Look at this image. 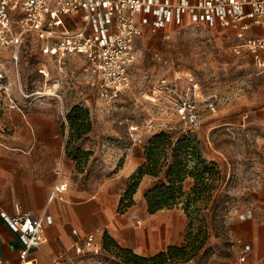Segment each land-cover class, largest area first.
<instances>
[{
  "label": "rangeland",
  "instance_id": "374dc122",
  "mask_svg": "<svg viewBox=\"0 0 264 264\" xmlns=\"http://www.w3.org/2000/svg\"><path fill=\"white\" fill-rule=\"evenodd\" d=\"M235 32V25L224 30L185 21L144 34L128 87L116 95L90 85L79 55L49 61L45 76L32 51L22 53L18 73L10 51L0 49V70L9 77L8 88L0 87V148L29 155L46 178L59 160L69 191L91 197L99 191L123 194L155 133L169 134L167 152L190 134L213 164L198 184L201 193L191 191L195 177L185 176L177 203L161 208L183 214L182 241L170 245L185 246V254L166 262L237 264L232 239L242 235L239 223L264 228V72L251 54L233 51ZM53 86L58 95L46 94ZM183 102L193 105V120L178 113ZM37 115L42 118L33 120ZM50 134L58 141H50ZM166 151L158 153L159 163ZM9 156L4 168L20 165ZM193 164L189 156L187 169ZM156 179L140 178L142 196ZM140 201L134 199L137 212ZM248 207L253 215L242 219Z\"/></svg>",
  "mask_w": 264,
  "mask_h": 264
},
{
  "label": "built area",
  "instance_id": "2783aa9c",
  "mask_svg": "<svg viewBox=\"0 0 264 264\" xmlns=\"http://www.w3.org/2000/svg\"><path fill=\"white\" fill-rule=\"evenodd\" d=\"M186 20L209 27L235 25L239 41L232 45L233 51L251 54L257 71L264 72V0H0V49L10 51L18 73L22 53L32 51L38 72L45 76L50 73L49 61L79 55L87 63L90 85L116 95L128 87L130 68L145 30L156 32L169 22L182 24ZM258 27L262 33L256 32ZM6 78L8 72L2 68L0 87L8 88ZM49 89L53 90L47 93L58 95L56 86ZM192 109L193 105L183 102L178 113L193 120ZM66 186L64 181L58 182L49 196ZM252 215L248 207L240 217ZM0 218L17 234L22 259L45 240L44 218L52 221L50 215L43 217L31 210L10 214L1 208ZM76 233L72 228L71 234ZM232 245L237 264H264V249L259 258H253L248 240L235 236ZM100 256L110 259L109 264H125L115 252L104 249L91 231L68 264H97Z\"/></svg>",
  "mask_w": 264,
  "mask_h": 264
},
{
  "label": "crops",
  "instance_id": "0c3cea01",
  "mask_svg": "<svg viewBox=\"0 0 264 264\" xmlns=\"http://www.w3.org/2000/svg\"><path fill=\"white\" fill-rule=\"evenodd\" d=\"M173 24L175 23L169 22L167 27ZM216 27L224 30L230 28L220 25L211 28ZM147 33L150 32L145 30L144 34ZM142 38L143 36L139 39V44ZM40 118L42 117L37 115L33 120L39 121ZM36 123L33 121L34 125ZM45 136L44 134L38 138L44 141ZM48 137L50 141H58L57 134H50ZM9 155L17 158L20 165L4 168L2 165L4 160L9 161ZM30 159L29 155L0 148V208L10 214L31 210L43 217L50 215L52 221L44 218L42 226L45 240L40 246L30 248L22 259V244L17 234L0 218V264H68L69 257L91 231L95 232L101 242L105 231L116 246L143 256L154 255L165 250L168 245L182 241L183 214L164 209L148 212L142 196L143 185L139 184L134 192V199L141 200L139 212L135 203L120 212L117 209L120 192L99 191L91 197H81L69 191L68 179L59 160H56L54 167L49 168V177L46 178L47 175L40 173L37 163L30 164ZM60 181L66 182L67 186L54 191V195L50 197L52 189ZM238 226L241 237L253 247V258H259L264 249V228L246 220L241 221ZM72 228H76V234H71ZM99 258L101 261L97 264L111 262L106 256ZM122 262L127 264L123 260Z\"/></svg>",
  "mask_w": 264,
  "mask_h": 264
},
{
  "label": "trees",
  "instance_id": "16d2710c",
  "mask_svg": "<svg viewBox=\"0 0 264 264\" xmlns=\"http://www.w3.org/2000/svg\"><path fill=\"white\" fill-rule=\"evenodd\" d=\"M149 141V145L146 146L145 160L131 174L130 179L132 181L119 197L117 209L120 212H124L134 203L133 194L144 174H152L157 178L153 186L145 190L144 193L148 212L175 205L178 196L183 192L182 181L185 176L195 177V185L191 187V191L195 195L203 191V187L198 184L204 180V173L211 174L210 166L213 161H207L202 156L200 149L193 143L190 134L177 138L174 147L170 148L169 152L166 151V146H164L167 141L169 144L171 143L168 133L164 131L155 133L149 138ZM165 151L164 161L159 163L158 153ZM169 155L171 156L170 160ZM189 156L194 160L193 169L190 170L187 169ZM188 205L187 202L184 208L187 209ZM101 243L104 249L115 252L127 264H170L166 260L177 258L180 254L183 256L186 248L185 246L168 245L165 250L154 255L143 256L116 246L110 241L105 231L102 234ZM188 257H183V259Z\"/></svg>",
  "mask_w": 264,
  "mask_h": 264
},
{
  "label": "bare ground",
  "instance_id": "6f19581e",
  "mask_svg": "<svg viewBox=\"0 0 264 264\" xmlns=\"http://www.w3.org/2000/svg\"><path fill=\"white\" fill-rule=\"evenodd\" d=\"M50 92V91H49Z\"/></svg>",
  "mask_w": 264,
  "mask_h": 264
}]
</instances>
